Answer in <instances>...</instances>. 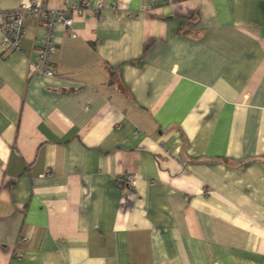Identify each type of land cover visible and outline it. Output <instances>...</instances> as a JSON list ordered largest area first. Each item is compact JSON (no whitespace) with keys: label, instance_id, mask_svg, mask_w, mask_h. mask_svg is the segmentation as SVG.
<instances>
[{"label":"crops","instance_id":"0c3cea01","mask_svg":"<svg viewBox=\"0 0 264 264\" xmlns=\"http://www.w3.org/2000/svg\"><path fill=\"white\" fill-rule=\"evenodd\" d=\"M102 1L0 43V264H264V0Z\"/></svg>","mask_w":264,"mask_h":264},{"label":"built area","instance_id":"2783aa9c","mask_svg":"<svg viewBox=\"0 0 264 264\" xmlns=\"http://www.w3.org/2000/svg\"><path fill=\"white\" fill-rule=\"evenodd\" d=\"M142 8L150 9L153 2L142 0ZM172 3L174 0H165ZM105 7L109 9H118L117 4H106L102 0H97L91 4L88 0H82L78 3H68L64 0V5L58 9H51L43 6L39 0H29L13 8L0 7V43L8 50H20L21 40L24 36V20L26 18H37L43 28V36L38 48V62L33 64L35 74L52 75V58L55 49L54 33L58 24H63L71 29L73 15H83L90 12L97 16L99 11ZM71 33V31H70ZM74 35V33H71ZM137 174L135 172L122 173L114 177V182L118 187L131 188L136 183ZM20 241L26 242V237H20Z\"/></svg>","mask_w":264,"mask_h":264}]
</instances>
